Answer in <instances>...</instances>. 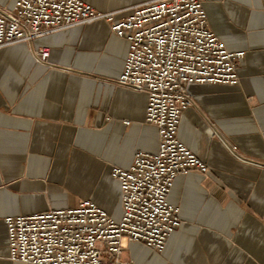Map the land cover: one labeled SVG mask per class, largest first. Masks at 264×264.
Here are the masks:
<instances>
[{"label":"crops","instance_id":"1","mask_svg":"<svg viewBox=\"0 0 264 264\" xmlns=\"http://www.w3.org/2000/svg\"><path fill=\"white\" fill-rule=\"evenodd\" d=\"M127 17L144 0H83ZM15 0H0L10 7ZM210 29L246 50L237 85L194 84L178 137L211 172L175 180L169 201L183 224L163 252L128 243L136 264H264V0H204ZM101 19L0 49V264L5 220L73 209L85 200L120 219L111 169L159 150L148 94L121 86L129 41ZM47 48V60L40 50Z\"/></svg>","mask_w":264,"mask_h":264},{"label":"built area","instance_id":"2","mask_svg":"<svg viewBox=\"0 0 264 264\" xmlns=\"http://www.w3.org/2000/svg\"><path fill=\"white\" fill-rule=\"evenodd\" d=\"M129 41L119 84L148 94L147 122L159 130L155 154L138 151L129 169L113 167L121 188L116 219L91 200L73 209L5 220L10 258L25 264H136L124 259L128 243L163 252L183 224L169 194L178 176L209 174L208 163L178 137L194 106V84L237 85L246 50L231 52L210 29L204 0H144L120 20L83 0H15L0 7V49L96 20ZM47 60L50 50H40Z\"/></svg>","mask_w":264,"mask_h":264},{"label":"rangeland","instance_id":"3","mask_svg":"<svg viewBox=\"0 0 264 264\" xmlns=\"http://www.w3.org/2000/svg\"><path fill=\"white\" fill-rule=\"evenodd\" d=\"M124 244H125V247H126L127 246V241L126 240H125Z\"/></svg>","mask_w":264,"mask_h":264}]
</instances>
